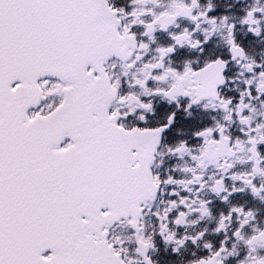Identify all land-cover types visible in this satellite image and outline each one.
I'll return each instance as SVG.
<instances>
[{"label": "snow or ice", "instance_id": "1", "mask_svg": "<svg viewBox=\"0 0 264 264\" xmlns=\"http://www.w3.org/2000/svg\"><path fill=\"white\" fill-rule=\"evenodd\" d=\"M161 244L264 264V0H0V264Z\"/></svg>", "mask_w": 264, "mask_h": 264}, {"label": "flooded vegetation", "instance_id": "2", "mask_svg": "<svg viewBox=\"0 0 264 264\" xmlns=\"http://www.w3.org/2000/svg\"><path fill=\"white\" fill-rule=\"evenodd\" d=\"M213 3L216 4L220 8H225L226 6L232 3V0H213ZM164 35L161 34V39H164ZM157 259L159 260V264H169V261H172L174 258L170 253H166L163 250V245H160V250L157 254ZM177 264H179V257L175 258Z\"/></svg>", "mask_w": 264, "mask_h": 264}]
</instances>
